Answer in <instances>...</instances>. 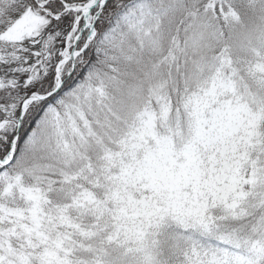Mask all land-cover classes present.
<instances>
[{"label": "snow or ice", "instance_id": "6c2138e0", "mask_svg": "<svg viewBox=\"0 0 264 264\" xmlns=\"http://www.w3.org/2000/svg\"><path fill=\"white\" fill-rule=\"evenodd\" d=\"M0 264H264V0H0Z\"/></svg>", "mask_w": 264, "mask_h": 264}]
</instances>
